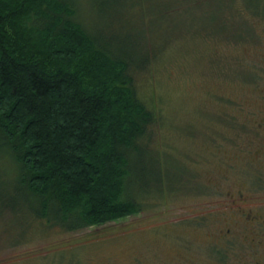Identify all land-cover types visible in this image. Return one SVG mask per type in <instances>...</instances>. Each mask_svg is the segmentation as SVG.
I'll return each instance as SVG.
<instances>
[{"label":"rangeland","instance_id":"obj_1","mask_svg":"<svg viewBox=\"0 0 264 264\" xmlns=\"http://www.w3.org/2000/svg\"><path fill=\"white\" fill-rule=\"evenodd\" d=\"M233 1L114 0L112 9L88 13L102 25L115 10L114 19L124 16L113 24L133 28L120 33L132 36L122 45L139 58V42L155 44L157 58L129 72L138 94L151 97L161 115L149 130L156 152L136 164L155 156L178 186L161 197L153 191L142 196L139 213L67 232L32 210L16 212L30 197L17 183L19 166L2 156L0 264H216L214 254L225 245L222 231L246 225L248 215L264 219V18L245 10L264 13V0L230 6ZM74 3L75 20L92 29L85 0ZM200 5L204 20L217 6L228 7L225 15L245 21L249 37L205 32L207 22L194 12ZM243 235L245 229L230 251L241 252Z\"/></svg>","mask_w":264,"mask_h":264},{"label":"trees","instance_id":"obj_2","mask_svg":"<svg viewBox=\"0 0 264 264\" xmlns=\"http://www.w3.org/2000/svg\"><path fill=\"white\" fill-rule=\"evenodd\" d=\"M113 2L85 0L88 30L75 20L74 0H0V157L19 166L17 183L30 197L16 212L32 210L62 231L139 213L142 196L153 191L161 197L178 186L155 156L136 164L156 152L149 130L161 115L151 97L138 94L129 72L159 52L153 41L139 42L140 58L125 50L124 40L132 36L120 33L133 28L113 24L124 21L114 19L116 10L105 25L91 21L89 12ZM217 8L209 21L201 17V5L195 9L207 22L205 32L237 41L249 37L245 21L233 23L223 10L228 7ZM245 10L264 18L254 8ZM137 34L143 37L141 30Z\"/></svg>","mask_w":264,"mask_h":264},{"label":"flooded vegetation","instance_id":"obj_3","mask_svg":"<svg viewBox=\"0 0 264 264\" xmlns=\"http://www.w3.org/2000/svg\"><path fill=\"white\" fill-rule=\"evenodd\" d=\"M246 221L244 226L230 224L226 231L220 233L225 245L218 249V255L214 254L216 264H264V261L255 259L264 258V219L248 215ZM243 229H245L243 239L246 242H241L243 245L241 252L230 251L234 248V240L242 235ZM246 243H249V246L245 245Z\"/></svg>","mask_w":264,"mask_h":264}]
</instances>
